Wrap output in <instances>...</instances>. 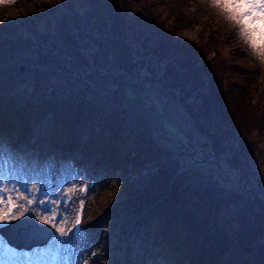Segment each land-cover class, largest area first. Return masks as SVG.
<instances>
[{
	"label": "trees",
	"instance_id": "16d2710c",
	"mask_svg": "<svg viewBox=\"0 0 264 264\" xmlns=\"http://www.w3.org/2000/svg\"><path fill=\"white\" fill-rule=\"evenodd\" d=\"M166 3L66 0L70 13L61 19L49 3L34 6L7 29L16 44L0 35L13 68L3 79L2 110H11L2 111L0 129L52 109L64 139L86 134L91 146L120 148L134 165L155 159L160 170L147 193L154 204L130 233H149L144 257L158 252L159 235L177 264H264V59L240 25L217 29L226 11L182 39L197 0H177L167 13ZM16 97L23 106L14 110ZM190 146L197 159L177 173ZM119 209L112 215L121 223L142 212L139 203ZM164 223L169 239L157 231Z\"/></svg>",
	"mask_w": 264,
	"mask_h": 264
},
{
	"label": "rangeland",
	"instance_id": "374dc122",
	"mask_svg": "<svg viewBox=\"0 0 264 264\" xmlns=\"http://www.w3.org/2000/svg\"><path fill=\"white\" fill-rule=\"evenodd\" d=\"M44 3H49L50 6L57 9L56 14L59 19H61L63 15L70 13V8L66 4V0H0V35L5 39V42L9 44H16L18 42V37L10 34L7 29L15 23H21L25 19L26 15L32 11L34 6L43 8ZM176 3L177 0H168V3L165 4L162 10L167 13L169 8L175 9V7H177ZM162 5L163 4L158 6L157 9L159 10ZM224 11L225 10L221 7L213 6V0H199L196 6L192 8L191 13L187 14L186 19H188V17H193V22L190 25L184 26L180 37L182 39L196 37L198 29L201 28L198 21H205L211 16L216 15L217 13H223ZM245 23L251 29H255L253 37L256 41L257 48H264V27L262 26V21L252 22V18L248 17ZM184 24L185 23L183 22V25ZM233 25L235 26L240 24L236 20L228 19L227 14L223 23H221V25L218 24L217 29L223 32L225 29L230 28ZM260 37H263V45L258 43V39ZM246 45L252 48L248 43ZM3 47L5 48L4 44ZM6 62L9 63V61L5 58H1L0 54V82H3V77L6 76L8 69H10ZM2 92L4 93L5 91L0 87V97L2 96ZM257 92L251 97L252 101H256L258 99ZM164 97L165 95L161 94V98L166 101L167 98ZM169 108L172 107L169 106ZM41 117L42 116H36L31 118V120L34 119L33 121H35ZM10 121L11 122H7L5 124L7 129H9L8 134H1L0 136V156L9 158L12 165L11 169L14 171V180H21L23 175L22 170H25L31 178L32 183L43 189L50 186L48 177L51 175V178H53L55 183V197H59L57 202L61 203L62 191L66 188L71 189L73 195L77 196L76 185L81 178V170L88 168L87 171H91L92 175L97 177V183L95 187H93L94 190L89 191V202L85 213V231H83L82 238L79 241L78 249L74 255L75 258L78 255H82V259H88L90 250L97 249L98 256L95 257L90 264H164L167 260L174 261L175 256H173L171 251L165 247L156 257H151L150 255L143 257L142 251H138L137 249L138 245L136 241L134 242L132 238L127 239V234L133 227V220L135 217L133 218L131 215L125 216L122 220V224L121 222H117V218L112 215L114 211L119 210L117 213L123 212L122 209H119L120 205H124V207H126L133 202L137 203V199H127L124 196V190L128 192V189L130 188L132 192L141 195L147 192L155 173L158 171V165L156 163H145L143 167L141 163L138 167L133 165L135 167L134 168L132 167L130 161L123 160L124 155L127 154L120 148L117 149L118 152H115V154H112L109 158V152L106 150L105 152L104 150L102 151L95 147L90 153H88L87 151H84L86 147H83L82 150L85 154L83 158L85 160L82 163V166L78 167V165H76V159L77 157L80 159L82 157L79 153L80 151L76 152L78 146L73 142L67 145L68 140L64 139L62 140L64 142L63 146L60 147L59 145L62 141L58 142L59 137H57V134L60 135L59 132L52 131L53 145L54 147L55 145L58 146V148L55 149L54 152L51 153L50 151V153L47 154L48 151H41L40 146L35 148L32 145H29L25 138L26 130L33 121L31 123H29L30 120L22 121V123L21 120L18 119H11ZM11 123H18L21 127L22 136L19 138L20 142H17L14 136V131L12 130L13 125ZM71 137L72 136H69L68 138ZM80 137L84 138V136ZM189 138L191 139V137ZM56 142H58V144H55ZM69 146H72L73 149ZM111 146L115 147L114 145ZM190 147L193 150V155L190 154L183 156L184 159L182 158L183 163L180 165V169L184 168L183 166L193 165V163H195L194 161L197 159L194 152L195 148L192 146ZM86 155H90L91 159L86 158ZM55 164L59 166V168L58 170L53 171V165ZM111 164L114 169L111 167ZM108 167L111 170H108ZM123 168L125 169V173H122V176L117 179V173L121 174ZM145 168L149 171H145ZM111 181L115 183L114 186L111 185ZM4 183L6 185H10L7 180L4 181ZM45 199H47V197H45ZM139 201L140 205L145 202V200ZM57 207L59 214L65 217V220L60 226L69 230L73 211L70 210L67 212H61L62 205L59 206L58 204ZM33 212L38 215H48L38 207L33 210ZM17 215L19 216V210ZM11 221L13 220L7 221L4 226ZM52 230L55 235H53L51 239L43 245L42 242H36L40 245H34V248L32 247L33 252L35 253V258L40 261L41 264H48V251L51 248L60 247L59 242L62 238L59 236V233L55 232V229ZM145 239H148V234L145 235ZM2 240L3 236L0 233V244ZM63 250L65 253L69 250L68 243H64ZM66 260L67 258L65 259L64 264H66ZM75 264H80V260Z\"/></svg>",
	"mask_w": 264,
	"mask_h": 264
},
{
	"label": "snow or ice",
	"instance_id": "6c2138e0",
	"mask_svg": "<svg viewBox=\"0 0 264 264\" xmlns=\"http://www.w3.org/2000/svg\"><path fill=\"white\" fill-rule=\"evenodd\" d=\"M213 6L223 8L228 14V19L236 20L240 24V36L252 47L254 53L258 57L264 59V48L258 49L256 41L253 37L255 29L249 28L245 23L248 17L252 18V22L264 21V0H223V2L222 0H213ZM6 180L9 181L10 184L14 183L9 180V177L0 178V227H3L9 220H17L20 217H23L20 224L15 226L20 227L28 225L41 231H48L49 229L44 228L43 225H50L51 229H55V232L59 233V236L62 238L60 242L68 244L73 243V236H78L85 231L80 227L82 223L80 216H78L74 222L73 227L75 228V231L72 235H69V230H66L65 227L60 226L65 220V217L58 214L55 207L59 197L46 200L45 197L50 196V194L41 189V195L35 200V203L38 208H41L44 213L49 215L43 216L34 214L32 211L26 210L24 205L18 203L20 200H24L28 204H32L34 201L28 199V197L22 193L15 198H13L10 194H7L9 190L6 186H4V181ZM33 186L35 187V185ZM23 187H25L26 191H30V189H27L26 185ZM91 190H94V188L86 189V191ZM12 191L18 190L13 188ZM69 191H71V189ZM65 199H67V197H65ZM70 207L71 206L67 204L63 205L61 212L70 211ZM83 207L84 204L81 201V210ZM13 209H19V216L13 211ZM37 221H39V223H37Z\"/></svg>",
	"mask_w": 264,
	"mask_h": 264
},
{
	"label": "bare ground",
	"instance_id": "6f19581e",
	"mask_svg": "<svg viewBox=\"0 0 264 264\" xmlns=\"http://www.w3.org/2000/svg\"><path fill=\"white\" fill-rule=\"evenodd\" d=\"M12 124V123H11ZM13 125V124H12ZM9 130V129H8ZM14 136L16 140H18L22 135V130L20 125L14 124L13 129ZM52 131H53V117L51 114H46L42 116L40 119L33 121L27 131H26V140L28 141L29 145H33L36 143H39L41 147L47 151L50 150L53 147V141H52ZM58 137V136H57ZM78 143V150H81V145L84 144V139L79 138L77 140ZM84 152H80L82 155ZM51 176V175H50ZM23 218H20L16 221H13L11 223H8L7 225L0 227V233L5 238L10 237L11 235L18 241L20 244L24 242L30 241V234H38V238L40 237L39 229H36L32 226H20L17 227L15 225H19L20 221ZM21 237V238H20ZM37 240V238L35 239ZM26 246V245H25Z\"/></svg>",
	"mask_w": 264,
	"mask_h": 264
},
{
	"label": "water",
	"instance_id": "95a60500",
	"mask_svg": "<svg viewBox=\"0 0 264 264\" xmlns=\"http://www.w3.org/2000/svg\"><path fill=\"white\" fill-rule=\"evenodd\" d=\"M44 228H46V226H43ZM37 229V228H36ZM37 233H35V234H30L32 237H34L35 235H36ZM9 238V240L13 243V244H15V245H18V246H21V245H26V246H31V245H33V240H32V238H30V241H28L27 243L25 242V244H20V242H18L12 235L10 236V237H8ZM21 238V237H20ZM32 241V242H31ZM29 244V245H28Z\"/></svg>",
	"mask_w": 264,
	"mask_h": 264
}]
</instances>
